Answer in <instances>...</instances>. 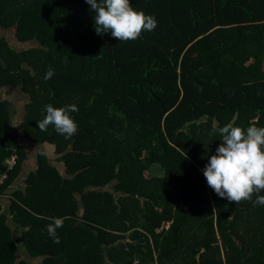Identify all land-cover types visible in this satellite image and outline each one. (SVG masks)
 <instances>
[{"label": "trees", "instance_id": "1", "mask_svg": "<svg viewBox=\"0 0 264 264\" xmlns=\"http://www.w3.org/2000/svg\"><path fill=\"white\" fill-rule=\"evenodd\" d=\"M130 3L157 27L119 42L96 33L85 0H0V29L38 44L0 39V89L29 98L21 136L53 146L69 176L40 156L25 192L0 203V264H29L16 233L44 264H264V206L218 197L202 171L220 127H264V0ZM49 103L77 106L71 139L37 127ZM9 125L0 103V195L26 161ZM65 216L56 243L46 226Z\"/></svg>", "mask_w": 264, "mask_h": 264}, {"label": "clouds", "instance_id": "2", "mask_svg": "<svg viewBox=\"0 0 264 264\" xmlns=\"http://www.w3.org/2000/svg\"><path fill=\"white\" fill-rule=\"evenodd\" d=\"M94 13V29L98 35L110 33L119 42L135 41L144 31L151 32L157 27L154 16L136 11L130 0H85ZM49 66L44 79L54 75ZM46 115L36 122L41 131L51 125L57 134L71 139L79 130V125L71 116L77 112L75 104L53 107L44 106ZM217 131V129H213ZM221 143L205 165L203 175L207 184L220 198L230 203L252 201L253 206H264V127L251 124L246 129L231 122L218 129ZM5 181V180H4ZM2 186V185H1ZM256 198L253 201L252 197ZM70 217H51L46 226L47 234L58 243L57 229Z\"/></svg>", "mask_w": 264, "mask_h": 264}, {"label": "crops", "instance_id": "3", "mask_svg": "<svg viewBox=\"0 0 264 264\" xmlns=\"http://www.w3.org/2000/svg\"><path fill=\"white\" fill-rule=\"evenodd\" d=\"M3 30V29H2ZM16 40V39H15ZM16 42L21 45L17 40ZM17 50V49H16ZM18 51V50H17ZM25 50H19V52H22ZM12 88L6 87L4 89H0V103H9L12 101L14 104L13 110H10L8 108L9 113H10V120L13 122L11 119L14 114L16 113L18 115V120L19 122L17 125H14L16 128H13L11 125H9V130L11 135L14 138H17V142L23 152L25 153L26 156V161L22 164V170L20 172V175L18 176L17 180L13 184L12 188L6 195L1 194L0 195V203L1 205L4 206V208H7L11 204V195L18 189H21L23 192H25V180L29 178V176L33 173H36L38 170V157L44 156L47 158L48 162L52 167H54L61 177L63 178H69V176L66 175V169L62 163H59V158L60 156H57L55 154V149L53 146L48 145V144H34L30 142L29 140L25 139L23 136H21V125L24 122V116H25V107L29 103V98L22 93H17V92H12ZM13 111V112H12ZM14 118V117H13ZM10 121V122H11ZM56 155V156H55ZM16 157L12 156L9 158L7 161H5L4 166L8 168V170H12L13 166L15 164ZM8 178L7 174H3L2 178L5 179ZM1 179V178H0ZM5 212V211H4ZM9 226H11L14 230H17L18 224H16L11 218L8 221ZM23 229L21 230V232ZM15 233V232H14ZM20 234V237H17L16 239L20 240L19 243L20 247L19 249L24 246H21L22 244V234ZM16 235V234H15ZM25 253L27 254V251L25 248ZM19 251V250H18ZM19 258V255H18ZM21 261V260H20Z\"/></svg>", "mask_w": 264, "mask_h": 264}, {"label": "rangeland", "instance_id": "4", "mask_svg": "<svg viewBox=\"0 0 264 264\" xmlns=\"http://www.w3.org/2000/svg\"><path fill=\"white\" fill-rule=\"evenodd\" d=\"M1 38H5L9 42L11 48H13L14 50L17 49L19 51V50H27V49H31V48H38V44L36 42H31V43L19 45L16 42V40H15L16 38H15V32H14V30H2V29H0V39ZM12 90H13L12 92L21 93L19 89H12ZM10 106H11V108H10ZM12 106H14V104L12 103V101H10L8 103V108H10V110H13V107ZM13 117L11 118L13 120V122L10 120L11 121L10 122V125L13 128H16L14 125H17V123L19 122L18 115L15 113ZM152 158H153V165L150 167V170L148 172V175L150 177H158V176H161L163 172H162V168H161L160 162L157 161L158 152H154L152 154ZM15 237L16 238L17 237H20V234L19 233H16ZM18 242H20V240H18ZM23 248L21 247L19 249V251H18L19 260H26L27 262H29V264H44L43 263V258L31 259L29 257V255H28V253L27 254L25 253V250H23Z\"/></svg>", "mask_w": 264, "mask_h": 264}, {"label": "built area", "instance_id": "5", "mask_svg": "<svg viewBox=\"0 0 264 264\" xmlns=\"http://www.w3.org/2000/svg\"><path fill=\"white\" fill-rule=\"evenodd\" d=\"M5 179H6V177H5ZM4 178H1L0 179V187H1V185L4 183V180H5Z\"/></svg>", "mask_w": 264, "mask_h": 264}]
</instances>
